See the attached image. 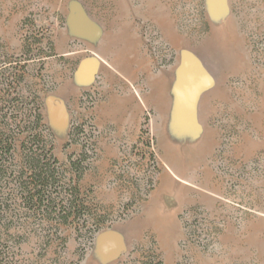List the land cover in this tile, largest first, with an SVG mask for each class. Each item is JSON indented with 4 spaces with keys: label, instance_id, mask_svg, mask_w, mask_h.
Masks as SVG:
<instances>
[{
    "label": "rangeland",
    "instance_id": "1",
    "mask_svg": "<svg viewBox=\"0 0 264 264\" xmlns=\"http://www.w3.org/2000/svg\"><path fill=\"white\" fill-rule=\"evenodd\" d=\"M0 73L2 264H264V0H0Z\"/></svg>",
    "mask_w": 264,
    "mask_h": 264
},
{
    "label": "trees",
    "instance_id": "2",
    "mask_svg": "<svg viewBox=\"0 0 264 264\" xmlns=\"http://www.w3.org/2000/svg\"><path fill=\"white\" fill-rule=\"evenodd\" d=\"M3 74L0 73V84H4L3 83V78H2ZM2 78V79H1ZM6 85V84H4ZM1 113V111H0ZM5 117H7V113H2L0 114V120H4ZM19 117L20 118V121L23 122V124H25V120L26 118H29L30 116H27L24 112H22L20 114V116H16V118ZM32 117V123L36 126H38L41 122H42V117H41V114H40V110H39V107H35L33 109V114L31 115ZM25 118V119H23ZM4 125L6 126H10L12 125V123H3ZM4 132H2L0 130V173L3 171L2 169V157L4 156L5 152H8L9 149L6 148L5 145H10L9 143V140L7 138V136L5 137ZM30 137H26L25 139H29ZM27 140H24V142H26ZM29 141V140H28ZM27 141V142H28ZM31 142H33L28 149V151H25L24 152V163H26L28 165V168L31 170V175H32V178H33V187L35 188L34 190V193H31L30 190H28V188L26 187L25 188V191H26V196L25 198L26 199H29L31 202L34 201V199L38 200L39 203H38V209H41V205L40 203L42 204V202H44L47 198L46 196V192H47V188L49 187V185L53 184V180L55 179V171L53 169H50V166L48 164H40L42 160L40 154H38L36 152V150H33V145H34V140H32ZM46 189V191H45ZM51 194V193H50ZM50 196V195H49ZM58 198L54 197V198H51L50 196V199L49 200H46L48 201L49 203L51 202L53 205H43L44 206V211H46L48 214H51V213H55L58 209H57V203L55 202ZM69 201V209H68V212H64L63 208L62 209H59L58 211L59 212H64V213H61V216L63 217V219L66 221L68 219V217L70 215H72V208H75L74 207V204L72 201L70 200H67ZM60 202H64V200H60ZM63 206V205H61ZM64 207V206H63ZM2 259V257H1ZM3 261H0V264H2Z\"/></svg>",
    "mask_w": 264,
    "mask_h": 264
},
{
    "label": "water",
    "instance_id": "3",
    "mask_svg": "<svg viewBox=\"0 0 264 264\" xmlns=\"http://www.w3.org/2000/svg\"><path fill=\"white\" fill-rule=\"evenodd\" d=\"M90 63L92 64L93 70H95V64H94V62H92V60H91Z\"/></svg>",
    "mask_w": 264,
    "mask_h": 264
},
{
    "label": "crops",
    "instance_id": "4",
    "mask_svg": "<svg viewBox=\"0 0 264 264\" xmlns=\"http://www.w3.org/2000/svg\"><path fill=\"white\" fill-rule=\"evenodd\" d=\"M90 67L89 65L86 66V68Z\"/></svg>",
    "mask_w": 264,
    "mask_h": 264
}]
</instances>
